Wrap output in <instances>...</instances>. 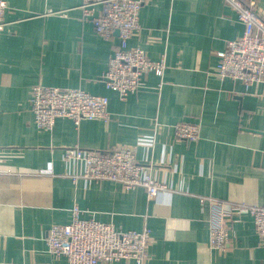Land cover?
<instances>
[{
	"label": "crops",
	"instance_id": "1",
	"mask_svg": "<svg viewBox=\"0 0 264 264\" xmlns=\"http://www.w3.org/2000/svg\"><path fill=\"white\" fill-rule=\"evenodd\" d=\"M4 1L0 264H66L48 252L46 236L71 222L74 206L82 219L116 230L149 229L145 264H264V237L249 213L226 219L225 251L209 246L215 201L226 209L264 205L263 88L215 75L216 53L244 31L236 12L223 0H145L128 46L166 69L120 101L103 82L118 35L105 41L82 22L80 0ZM244 2L264 15V0ZM36 84L106 96L110 119L57 118L51 131L40 130L30 107ZM177 123L197 124L198 138L178 139ZM121 145L135 146L137 162L166 189L148 199L141 187L84 179L83 164L64 159L68 147Z\"/></svg>",
	"mask_w": 264,
	"mask_h": 264
},
{
	"label": "built area",
	"instance_id": "2",
	"mask_svg": "<svg viewBox=\"0 0 264 264\" xmlns=\"http://www.w3.org/2000/svg\"><path fill=\"white\" fill-rule=\"evenodd\" d=\"M144 1L80 0L78 6L82 22L90 23L103 40L109 41L115 33L118 35L119 42L109 57L103 82L120 101L136 94L143 87L147 74L162 77L166 69L163 60L152 61L140 47L128 46L129 39L140 32L139 14ZM223 1L236 12L244 31L240 37L227 41L224 50L216 53L215 75L219 80L228 78L246 87L258 83L264 96V15H259L244 0ZM6 8V2L0 0V37L6 24ZM30 107L36 127L45 131L52 130L57 118H68L75 124L81 120L107 122L110 119L107 97L81 89L33 85ZM173 130L178 139L186 141H195L199 135V126L194 123H177L173 125ZM64 159L81 162L83 172L80 177L84 179L117 182L126 190L141 187L148 199L166 189L165 185L149 176L146 167L137 162L135 146L121 145L107 152L73 146L65 148ZM76 178L78 176L74 175L73 179ZM214 209L210 224L211 249L223 252L229 246L225 221L234 215L249 213L257 234L264 237V205H234L226 209L223 203L215 201ZM80 214L81 210L74 206L69 224L50 227L46 236L50 254L64 258L66 264H113L120 260L146 263L152 242L149 229L116 230L109 223L82 219Z\"/></svg>",
	"mask_w": 264,
	"mask_h": 264
}]
</instances>
